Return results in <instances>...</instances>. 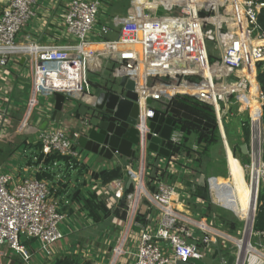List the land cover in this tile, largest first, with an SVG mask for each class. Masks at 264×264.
<instances>
[{
	"label": "built area",
	"instance_id": "built-area-1",
	"mask_svg": "<svg viewBox=\"0 0 264 264\" xmlns=\"http://www.w3.org/2000/svg\"><path fill=\"white\" fill-rule=\"evenodd\" d=\"M106 1L112 4L117 0ZM138 1L129 0L133 10L124 18L114 15L108 24L99 17L104 0H61L63 7L53 20L38 12L39 32H32L37 0H0V141L13 128V111L18 110L16 102H20L24 114L17 132L34 133V144L41 145L43 155L57 153L82 166L85 159L77 139L98 122L102 113L90 109L72 122L60 118L56 122L51 120L55 95L64 97L65 110L88 107L94 98V92L88 91L94 84L89 82L91 70L98 71L95 88L100 90H114L124 77L131 80L138 109L135 157L128 160L122 178L106 185L95 179L92 185L101 187L102 194L97 195L106 197L108 209L117 206L119 210L122 202L125 219L138 229H132L127 237L131 247L136 243L132 264L185 263L204 258L212 239L204 220L196 224V229L204 232L203 246L188 243L191 219L184 216L191 202L202 204L190 187L193 175L203 176L198 167L205 145L194 143L172 155L168 145L181 147L185 136L182 130L173 128L168 138L162 139L168 157L151 152L147 149L148 136L158 138L159 134L149 128L150 120L156 115L168 117L171 108L165 105L176 95L211 107L220 137L222 123L228 117L236 115L242 120L245 115L251 133L243 145L252 157L243 169L254 186L250 187L254 193L249 215L255 217L257 191L264 186V139L259 120L264 94L257 80L259 72L264 71V32L257 23L264 5L254 0H153L152 5L153 1L148 4L145 0L146 5L139 7ZM145 6L148 8L143 9ZM111 33L116 39L108 38ZM43 37H47V43L42 42ZM18 39L21 42L17 43ZM90 45H100L101 49L89 50ZM19 46L29 49L17 50ZM92 63L99 66L97 71L91 69ZM39 97L46 105H41ZM94 99L98 103V98ZM45 121L46 126L40 129ZM195 163L197 169L187 167ZM41 167V163L23 165L20 174L18 169H0V261L7 248L29 264L31 255L23 243L38 241L40 251L50 254L49 249L65 237L60 226L68 215L62 207L70 203L55 196L52 183L36 178ZM182 169L184 174H180ZM89 173L86 175L90 178ZM212 181L214 178H205V186L216 191ZM127 182L131 183L130 190ZM226 194L219 189L215 192L222 207ZM143 215L145 221L157 220L154 230L141 223ZM252 239L254 247L247 243L239 264H264V232H254L253 224L249 241ZM124 241L119 237L115 242V257L131 253L126 251ZM236 249L238 264L237 244ZM252 256L256 258L253 263Z\"/></svg>",
	"mask_w": 264,
	"mask_h": 264
},
{
	"label": "crops",
	"instance_id": "crops-1",
	"mask_svg": "<svg viewBox=\"0 0 264 264\" xmlns=\"http://www.w3.org/2000/svg\"><path fill=\"white\" fill-rule=\"evenodd\" d=\"M57 2H60V4L58 6H56ZM63 7V4L61 3V0H48V2H46V0H37V8L35 9V11L37 12V19H35V23H33V29H31L32 32H37L38 30L36 29V26L39 25L38 23L40 22L38 18V12H40V14L45 15V18L49 20H53V16L56 15L55 17H57L56 13L60 12V8ZM30 30V25L27 27V30ZM25 30V29H24ZM39 32V31H38ZM110 35H114L116 36L115 33H111ZM109 35V36H110ZM23 37L20 39L22 41ZM47 39V37H43L42 38V42H46L45 40ZM116 39V37L114 38ZM30 42H33L32 38L30 39ZM41 42V43H42ZM19 65H22V61L19 63ZM20 68V67H19ZM22 70V67H21ZM16 80V79H15ZM15 82V81H14ZM13 82V84H14ZM16 90H13V93L15 94ZM15 96H17V94H15ZM21 108V107H20ZM72 108H67L66 110L62 108L61 110V116H60V121H65V122H72L74 120H76L78 118V116L80 114H68L67 112L72 110ZM15 110V109H14ZM16 112L14 113L13 111V115H15ZM258 114V113H256ZM18 114H16L17 116ZM43 125V124H42ZM40 125V127L42 126ZM222 130V129H221ZM223 131V130H222ZM221 131V135L224 136V133L222 134ZM197 143L195 137H193L192 135L189 137L188 140V146ZM244 143H248V142H244ZM222 147L223 148V153H224V159L222 161H220V165L222 167V164L226 165L227 167V161H226V140H223ZM243 145L240 144V147ZM20 146V145H19ZM229 146V145H227ZM17 147V146H16ZM18 149V148H17ZM132 149L134 151H136L135 147H132ZM232 156L233 155V150L229 147ZM210 149H208V152H206V155H204V157H202L201 162L199 163V167H198V171H200V173L203 174L204 178H207L204 174V160H207V153H209ZM89 153V152H88ZM243 155V154H241ZM246 157V165L250 162L251 159V155L248 153L243 155ZM139 158V155H138ZM137 158V159H138ZM98 156L97 155H93L91 153H89L87 155V157H85V164L84 166H86L87 171L83 172L82 174H80V176H78L76 173L71 172L72 174V178L69 181L70 185L72 183L75 182V178L78 177L77 180L78 183H80L82 185L81 186V190L84 193L88 192V191H92L93 189L96 191V193L98 194H102L101 193V187H94L95 185H92L93 180L91 177L89 178L88 175H86L89 171L91 173L93 172H98L100 170L103 169H111L113 167H116V165H120L123 166V168L126 166L127 164V159L123 156H117L111 160H102V161H98ZM238 160V159H237ZM239 161V160H238ZM224 162V163H222ZM240 163V162H239ZM8 164V162H6L5 164H0V169H3L5 172H7L9 170V168H3ZM245 166V165H244ZM243 169V165L241 166ZM11 170L14 169H18V173L20 174V168L19 167H11ZM227 170V168H226ZM90 174V173H89ZM198 173H196L195 175H197ZM91 175V174H90ZM226 173L224 175H216V176H211L208 178H216L219 181H223L225 180ZM80 177V178H79ZM228 177V175H227ZM220 178V179H219ZM200 179H201V175H198L197 179L193 178L192 181V185L193 187H190L192 191L191 193L194 194L195 196H197V198H199L202 201V204H194V207L196 208V210L199 212L197 214L198 219H195L192 216V208L190 210H187V215H184L185 217H189L191 219V222L187 225V228L189 230L192 231V234L190 237L186 238V241L188 243H192V244H196L199 245L200 247L203 246V236H204V232L201 230L196 229V224L199 223L200 221H204L205 220V225L207 226L206 230H208L211 234V241L209 243V245L206 248V256L205 257H211L216 251L218 252V259L217 261H220L223 264L228 263V257H233V261L231 262V264H235L236 263V258L238 255L237 249H236V243H235V236L239 233V227H235V223L233 224V222L228 221V219L224 216V214L220 212L221 210H225L230 212L236 219V221H242L239 220L230 210H228L225 207H222L221 205H219L220 203L217 202V199L215 197V192H218V187H216V191L211 190L209 187H206L205 184L201 187L200 186ZM229 180V179H227ZM173 179L170 180V182H172ZM73 185V184H72ZM71 185V186H72ZM90 185V186H89ZM201 191V194L198 195V191ZM250 189V187H249ZM251 190V189H250ZM264 190V186H262L261 188H259V190L257 191V195L259 193V191H263ZM221 191V190H220ZM208 192V193H207ZM214 192V193H213ZM224 192V191H222ZM227 193V192H226ZM251 193H254L253 190H251ZM227 196L229 194H226ZM226 196V197H227ZM99 199H101L102 201H104V203L107 206L106 203V197H102V196H98ZM258 199V196H257ZM122 205L123 203H119V206ZM71 208H73L74 212H69V207L67 209H65L64 211L67 213L68 217L72 218V222L77 226L78 224H81L82 222L79 221L78 219L80 218L81 220L84 219L85 223L87 226L89 227H96V225L98 224H94L91 220H89L88 218H86L83 214H80L78 212L80 205L73 203L70 204ZM117 207V206H116ZM116 207H112L110 210L112 212H117L120 209H116ZM180 209H185L183 207H179ZM140 210L142 211V208H140ZM186 210V209H185ZM200 210L202 211V213H200ZM204 212V214H203ZM122 212H119V215H121ZM125 216V215H124ZM144 215L143 217H140L139 219L143 220L144 222H141L142 224H146L149 225L151 227H153L152 229H155L156 226V221L157 220H148L145 221L144 219ZM138 219V220H139ZM237 223V222H236ZM234 225V229L232 230L233 232L229 231L231 230V225ZM70 229V233L69 236L67 238H69L72 235H78L81 237H84L81 239V241L77 242L78 240L74 241L75 244H71L69 245L67 242L65 245H62L61 243L55 245L54 247H51L49 249L50 254H46L44 256H42V259L44 260V264H50L53 262L54 258L59 257L63 254H74V255H78L86 260L91 261L93 264H123V263H128V264H132L133 262V257H132V253L135 252L136 249V243L132 245L131 242H129L127 240V237L130 233H133V230H138L135 227H132V223H130L129 221H127L125 219V217L123 218H118V216L114 215L111 216L110 218H108L106 221H104V224L98 234L97 235H93L90 237H85L83 235H85L84 233L87 230L82 229L81 231L76 232V230H72ZM133 229V230H132ZM227 234H226V233ZM111 235V236H109ZM119 237L125 239V241L123 243H125V247H126V251H130L131 253L128 255H122L120 257H115L113 254V250H111L112 246L114 247L115 242L119 239ZM243 238V236H242ZM241 238V240H242ZM78 239H80L78 237ZM67 240V239H66ZM26 246V245H25ZM163 246H166L165 244H163ZM26 248L28 249L30 255H31V262L33 263L36 259H34V257H36V252L33 251L32 247L30 246V244L28 246H26ZM40 251V250H38ZM3 258L1 260H4V262L0 261V264H25L21 261V258L17 255V254H13L12 251H10L7 248L3 249ZM223 256V261L220 260V256ZM20 259V261H19ZM18 261V262H15Z\"/></svg>",
	"mask_w": 264,
	"mask_h": 264
},
{
	"label": "trees",
	"instance_id": "trees-1",
	"mask_svg": "<svg viewBox=\"0 0 264 264\" xmlns=\"http://www.w3.org/2000/svg\"><path fill=\"white\" fill-rule=\"evenodd\" d=\"M259 4L264 5V0H254ZM257 23L260 27V30L264 32V6L261 8L260 12L257 15ZM258 83L260 85L261 91L264 94V71H260L257 76ZM173 89V88H172ZM166 108H174L178 109L182 112H185L189 115H192L206 123L215 125V118L214 113L211 107L186 96H173L165 105ZM163 108V107H162ZM164 108V109H166ZM255 113H258L256 110ZM263 117H264V106H263ZM179 122V124H177ZM174 127L175 130H182L185 134L184 136V146L187 145L189 137L192 135L195 137L197 143H203L204 149L201 157L206 155L210 146L214 143L218 142V129L215 128L214 130L209 131H201L200 127L194 123L188 121H178ZM246 140H248V130H245ZM24 150H29L30 153L27 157L26 166H37L40 163L42 164L41 171L36 174V178L39 180H47L52 183L54 189L53 192L55 196L66 198L70 204L76 203L79 204L78 212L83 214L86 218L91 220L94 224H100L106 221L111 216H118V218L124 217V212L119 210L117 212H112L110 209L107 208L104 201L99 199L96 191L93 189L92 191H88L84 193L80 189L82 185L78 183L77 179L75 178L74 184L71 186L69 181L72 178V171H76V174L80 176L83 172L87 171L86 166H78L74 161L70 160L68 157L61 156L57 153H51L50 155H43L41 151L40 144L26 145L22 143ZM169 149L171 150V154L175 155L182 151L181 147H173L170 144L168 145ZM240 151V149H238ZM25 152V151H24ZM241 154V151H240ZM25 156V155H24ZM35 158L36 161L32 159ZM241 158L245 160L246 157L241 155ZM202 159H199V163ZM244 163V164H245ZM243 164V165H244ZM123 166L116 165L111 169H103L98 172L91 173L92 179H99L102 185H106L109 182L120 179L123 176ZM80 178V177H79ZM65 180V183H62ZM69 212H72L74 209L71 206H68ZM68 207H62L64 211ZM121 207H123L121 205ZM74 212V211H73ZM119 212H122L119 215ZM231 225V232L234 229V225ZM253 231L254 232H264V190L259 191L258 199H257V208L253 222ZM50 264H93L91 261L83 259L82 257L74 254H63L59 257L54 258L53 262Z\"/></svg>",
	"mask_w": 264,
	"mask_h": 264
},
{
	"label": "water",
	"instance_id": "water-1",
	"mask_svg": "<svg viewBox=\"0 0 264 264\" xmlns=\"http://www.w3.org/2000/svg\"><path fill=\"white\" fill-rule=\"evenodd\" d=\"M107 88V87H106ZM119 92L110 90L106 91L97 89L94 92V98H98V103L92 99L88 107L75 106L68 114H83L84 111L93 109L95 113H102V117L98 122L87 130L85 135L77 139L78 145L81 149L98 156V161L111 160L117 156H123L128 160L135 157L133 146L138 143L137 132L134 128L137 116L136 95L134 93V84L127 78H122L117 85ZM64 97L56 94L54 97V110L52 112L51 120L58 121L61 116L62 103ZM151 104V101H147ZM97 119V118H94ZM180 120L188 121L200 127L201 131L214 130L215 125L206 123L192 115L182 112L178 109L171 108L168 111V117L155 116L150 120L149 128L155 133L159 134L158 138L148 136L147 149L151 152L158 153L161 156L168 157L169 152L163 147L164 141ZM47 121L43 123L40 129H43ZM159 124H163L162 128ZM240 151L243 155L246 154L245 146L242 145ZM130 182H127V188L130 187ZM205 184L204 176H201L200 186ZM201 189L198 195L201 194ZM254 216L250 217L249 234L252 230ZM246 230V229H245ZM249 234L243 235L241 241L249 242ZM245 245V246H246ZM245 247H240L239 262L243 259ZM220 256V255H219ZM223 257V256H222ZM221 258V256H220ZM218 259V252L216 251L211 257H204L199 260H188L187 262H177L176 264H222ZM233 257H228V263L231 264Z\"/></svg>",
	"mask_w": 264,
	"mask_h": 264
},
{
	"label": "rangeland",
	"instance_id": "rangeland-1",
	"mask_svg": "<svg viewBox=\"0 0 264 264\" xmlns=\"http://www.w3.org/2000/svg\"><path fill=\"white\" fill-rule=\"evenodd\" d=\"M141 1H143V0H141ZM152 1L153 0H149L148 4H151ZM46 2H48V0H46ZM152 5H155V1H153ZM145 8H148V6H145L143 9H145ZM143 9H141V10H143ZM132 10H133V7L130 5L129 0H117L115 3H112V4H109L106 0H104V5L101 7L99 17L101 18V20L110 24V21L114 15L119 16L120 18H124ZM161 14H162V12L160 11L159 15H161ZM115 37L116 36H114V35L108 36L109 39H114ZM90 40L91 41H99V39H97V38L96 39L91 38ZM19 42H21V41H19V39H18L17 43H19ZM90 67H91V69H94L96 71L99 68V66L95 65V63H92L90 65ZM91 71L88 74L89 75V82L91 84L92 83H94V84L89 86L88 91L90 93H93L96 90V88H95L96 84L95 83L97 82L96 79H98L99 74H97L98 71H97V73H92ZM106 73L109 74L108 71ZM119 91H120L119 88L115 89V92H119ZM22 100H23V102L25 101V96L22 97ZM39 100H40L42 106L46 105V101L43 97H39ZM16 105L18 107V110H14V113L16 112V114H18V115L16 116V114H15L12 116L13 128L10 129L8 136L3 138L2 141H0V164H3V163L5 164L6 162H8V164L3 168H9V169L11 167H19L20 169H23V165H26V163H27V161H26L27 157L26 156H28V154L30 153L29 150H31V149L24 150L25 147H23L22 143H25L26 145H28V144L31 145L35 141L34 140V135H35L34 133L22 134V133L17 132L16 126L19 124V122L23 118L24 106H22L20 108V102H16ZM262 110L263 109H261V116H260L259 120H260V132L262 135V139H264V117H263ZM251 112H253L252 108H251ZM235 114H236V112H235ZM255 115L257 116V114H255ZM32 117H33V115H32ZM243 118L244 119H242V120H238V117L236 115L233 117H228V119L222 123V127L220 126L221 129L223 130L222 134L224 133V138L227 140L226 141L227 144L229 145V147L232 150L234 149L233 155L236 159L239 160L241 166L245 163V160H243L241 158L242 153L240 154V151L238 149H240V144L244 143L246 140V136L244 133L245 130L246 131L248 130V134L251 133L250 124H249L247 118H245V115L243 116ZM55 125L56 124H54L53 126H55ZM218 134H219V132H218ZM218 137H220V135ZM249 137L250 136H248V140L246 142L249 141ZM218 139L219 140L217 143H214L212 146H210V148H209L210 151H209V153H207V160L206 161L204 160V174L208 178L211 176H216V175H221V174L224 175L226 173V175L224 177L225 180L221 181V182H226V181H228L227 179H229V177H230L228 174V168L226 167L225 164L224 165L222 164V167L220 165L221 164L220 161H222L224 159V153L222 150L223 148H221L222 147L221 143H222L223 138L221 136ZM78 150L82 154V160H84L85 157H87V155L89 154L87 151L81 150L80 148ZM226 150H227V145H226ZM222 163H224V162H222ZM187 167L189 169H197V164L196 163L194 165L189 164V165H187ZM226 168H227V170H226ZM180 174H184L183 169L180 170ZM243 174H244V178H245V181H246L248 187H252L253 184L250 183L249 175L244 169H243ZM227 175H228V177H227ZM197 177H198V174L193 175L194 179H197ZM190 179H191V177H189V180ZM215 179L216 178H214V180ZM62 183H65V180ZM72 184H74V183H72ZM190 204H191L190 208H192V210H191L192 216L191 217L198 219L197 214L199 212L196 210V208L194 207L192 202ZM256 208H257V206H256ZM251 209L252 208H250V211H251ZM220 212H221V214L222 213L224 214V216L228 219V221L230 220L231 222H233V224L235 223L234 224L235 227H239L238 228L239 233L235 236V240L240 241L242 236L246 234L245 233L246 228H245V224H244L245 222L244 221H239V222L236 221L235 217L228 211L220 209ZM200 213H202L201 210H200ZM255 213H256V211H255ZM203 214H204V212H203ZM238 219L241 220L240 218H238ZM78 220L81 221L82 223L78 224L76 226L72 222L73 220L71 217L66 218L64 223L60 226V230L65 235V237L59 243H61L62 245H65L67 242L69 245H71V244H75L74 241L78 240L77 242H79V241H81L82 238H84V237H81L78 235H72L69 238H67L69 236V233H70L69 228H71L74 231L76 230V232L81 231L82 229L87 230L84 233L85 235H83V236L90 237L93 235L98 236V234H99V232H100V230L104 224V222H102V223L96 225V227H89L86 225L84 219L81 220L79 218ZM109 236H111V235H109ZM78 237L80 239H78ZM249 243H250V245L253 246L254 240L253 239L250 240ZM263 243H264V241H263ZM23 244L26 246H28L30 244L33 251L36 252V257H34V259H36V260L33 263L31 262V264H44L45 263L44 260L42 259V256L45 255V251H38V250H40V245H39L38 241H30L28 243H23ZM113 249L114 248L112 246L111 250H113ZM4 260H1V262H4ZM19 261H20V259H19ZM255 261H256V258L253 256V258L251 259V262L253 263ZM15 262H18V261H15Z\"/></svg>",
	"mask_w": 264,
	"mask_h": 264
},
{
	"label": "bare ground",
	"instance_id": "bare-ground-1",
	"mask_svg": "<svg viewBox=\"0 0 264 264\" xmlns=\"http://www.w3.org/2000/svg\"><path fill=\"white\" fill-rule=\"evenodd\" d=\"M137 5L139 7H142L146 5V1H138ZM140 13V12H139ZM29 48H26L24 46H19L17 50L26 51ZM89 50H99L101 49L100 45H90ZM254 86H256L255 83H253ZM253 111L255 110V107H252ZM256 114V113H255ZM226 161H227V168H228V174H229V180L226 182H221L218 179H215L212 181L213 185L212 187H218L219 190L227 192L229 195L226 197V199H223L221 203L225 206V208L232 211L238 218H240L245 223L246 228V236L249 234V222H250V208H251V201H252V193L249 189L245 178L243 174V169L239 163V161L232 156L228 146L226 150ZM218 202V201H217ZM220 202V201H219ZM243 234V233H242ZM235 240V243L244 249L246 242L244 241H237ZM250 248H247V251H249ZM253 256L251 257V259Z\"/></svg>",
	"mask_w": 264,
	"mask_h": 264
},
{
	"label": "flooded vegetation",
	"instance_id": "flooded-vegetation-1",
	"mask_svg": "<svg viewBox=\"0 0 264 264\" xmlns=\"http://www.w3.org/2000/svg\"><path fill=\"white\" fill-rule=\"evenodd\" d=\"M180 121H182V120H180ZM177 124H179V122H178ZM184 143H185V140L183 141V145L181 146L182 151L187 150V148H188V145L184 146ZM187 144H188V143H187ZM182 151H181V152H182ZM128 189L130 190V188H128Z\"/></svg>",
	"mask_w": 264,
	"mask_h": 264
}]
</instances>
